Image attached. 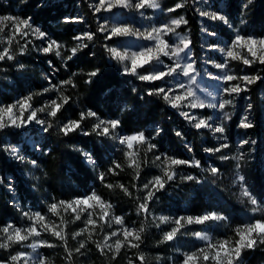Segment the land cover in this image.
I'll return each mask as SVG.
<instances>
[{
	"label": "trees",
	"instance_id": "obj_1",
	"mask_svg": "<svg viewBox=\"0 0 264 264\" xmlns=\"http://www.w3.org/2000/svg\"><path fill=\"white\" fill-rule=\"evenodd\" d=\"M183 2L184 7L179 8L174 14H183L187 24H183L182 31L189 32L191 46L195 58L200 61L203 47V31L200 18L195 5V0H167L165 6L173 7ZM246 0H226L227 14L234 21L242 15L241 5ZM15 16L31 18L35 26L46 31L50 38L57 40L71 48L77 43L73 36L83 32H94L102 23L98 15L90 5L89 0H0V16ZM245 24L256 35L264 34V0H253L250 7L243 12ZM79 18L82 23L73 22ZM69 22H65V21ZM212 31H216L222 39H230L232 30L224 25L213 27L207 25ZM33 40L32 49L35 45L43 46L44 43L30 37ZM211 41H215L212 37ZM89 47L79 51L76 57L66 63L52 55H44L35 50L29 51L23 56L17 57V61L0 62V104H12L18 97L42 92L49 87V80L54 84L68 79L72 73L77 87L66 86L65 94L71 97L68 105L64 106L59 114L60 120L77 119L81 110L92 109L97 111L103 119H120L122 134H132L143 131L149 136L150 142L156 145L152 152H145L146 146H138V155L141 159L139 178H136L134 168L127 167L126 158L118 141L107 140L95 135L84 137L72 133L68 137L56 134L55 129L41 133L38 127L30 130L40 137L39 149H33L25 139V131L6 129L0 132V147L20 145L23 149L25 161L19 162L6 152L0 151V226L12 223L20 227H26L31 220L24 213H41L55 216L60 223L61 217L72 221L75 214L70 210L65 212L59 209L58 215L48 211L51 203L59 201H71L83 197L90 191L97 192L104 200L113 205L115 215L121 216L128 224H135L137 228H144L142 242L139 248L125 246L115 259L111 255H102L96 248L94 241H100L103 231L94 233L88 241L89 249L86 254L79 257L75 254L74 264H129L128 251L133 254L135 264H140L137 255L142 253L146 264H171L176 252V243L170 241L160 243L166 228V223L156 221L151 214H181L185 217L201 215L207 212H221L227 218L224 220L218 233L221 236L236 238L234 229L243 222H251L258 218L257 214H250L239 204L234 202L230 195L228 179L235 173L238 161L221 160L219 157L227 155L236 156L234 128L227 131L228 139H219L209 129L196 130L183 119L178 109H173L157 96H148L147 89L156 86L166 87V83L157 81L155 84H147L132 76L122 74V66L115 61L109 60L104 50L105 45H115L112 41H106L103 34L96 33L93 41H85ZM64 56L70 53L62 49ZM23 64L24 67L19 65ZM99 68L100 76L93 78L94 83L87 84L88 72ZM264 66L258 63L247 67V73L255 75L259 73L264 77ZM241 65H237V74L241 75ZM47 74L48 76H45ZM49 78V79H46ZM135 89V91H133ZM248 97L251 106L255 110L256 118L261 121L264 117V79L249 86L244 93ZM56 93H46L34 96L31 103L34 107L41 106L45 101L55 98ZM126 105V107H125ZM242 107V105H240ZM201 113L210 115L207 110ZM43 116V115H42ZM44 117V116H43ZM236 122V117H234ZM91 119L85 120L84 125L91 131ZM154 129H162V134L156 135ZM255 135L261 137L264 128L257 124L254 129ZM180 131L183 135H175ZM227 143L229 147L222 152L207 153L204 148L220 146ZM188 145L192 151L185 147ZM79 147L85 151H91L97 159L95 167L87 164L83 156L74 150ZM155 155H169L180 159L195 158L201 162V168H189L179 166L176 168L177 176L174 181L168 182L165 189L156 192L155 197L149 203V213H138V204L146 195L143 185L155 176L162 175L158 167L151 166ZM36 161L32 165L30 161ZM147 160L148 164L143 161ZM124 165L123 170L117 169L118 175L108 173L112 162ZM216 167L219 173L213 176L210 168ZM32 172V176L27 175ZM101 173L105 174V180L99 179ZM192 175L199 181H185L182 178ZM8 177L14 179V193L7 187ZM246 178L251 185L256 197H264V171L261 166L248 171ZM105 184L114 187L107 188ZM119 185L128 189L131 195L126 194ZM37 224V223H36ZM159 224V227L155 225ZM29 225V224H28ZM83 220H76L61 225L67 234L68 247L75 248V240L71 238L73 232H77L83 226ZM49 242L56 245L60 252L55 258L59 264H69L65 260L66 252L63 242L54 237L50 231L43 230L38 226ZM185 237L181 238V241ZM187 240H191L190 238ZM188 242V244H191ZM23 244H13L8 249L0 248V260H7L10 254L14 255L23 250ZM68 258V257H67ZM244 260L247 264H262L264 262V245L253 250L246 251ZM72 263V264H73Z\"/></svg>",
	"mask_w": 264,
	"mask_h": 264
},
{
	"label": "snow or ice",
	"instance_id": "obj_2",
	"mask_svg": "<svg viewBox=\"0 0 264 264\" xmlns=\"http://www.w3.org/2000/svg\"><path fill=\"white\" fill-rule=\"evenodd\" d=\"M253 0H246L241 5L242 16ZM94 11L97 13L106 12L112 13L113 9H128L131 11L140 12L144 14L146 9L160 10L161 4L159 0H98L97 3L92 5ZM184 7L182 3H177L173 7L167 9L168 12H175L177 9ZM202 16H206L212 21H220L222 24L227 25L229 28L236 31V34L230 38L229 44L226 48H220L219 51L223 53L226 61H240L243 65L251 67L253 64L258 63L264 66V35L250 36L248 34H240L238 30L234 29V25L231 23L225 15L218 14L216 12L202 11ZM7 22H11L10 24ZM69 22V21H65ZM82 23L79 18L75 21ZM245 21L242 19L241 23ZM181 24H187V21L183 16L178 19H172L169 24H165L160 27H151L149 29L141 31L131 24H119L109 26L107 24H99L94 32H83L81 35L73 36V40L77 41L74 46L66 49L65 45L59 43L57 40L49 37L48 33L39 27L35 26L31 21V18H20L13 16H0V62L4 61H17V57L27 54L31 50H35L44 55L54 54L56 57L61 58L65 63L73 60L77 53L84 48L89 47V44L85 41H93L96 37V33L103 34V38L106 41L128 39L135 37L140 40L147 41L144 46L134 50H122L111 45H105L104 50L108 54L109 60L115 61L118 65L122 66V74L125 76L135 77L137 80L145 82L147 84H155L157 81L164 83L168 82V78L176 79L180 76L192 79L194 81L193 74L196 72L194 63L192 62L191 53V41L186 37H180L179 43H173L171 40H166L164 37L169 33H174L176 28H179ZM9 29L6 31L5 29ZM216 33L210 32L209 35H215ZM30 36H34L36 40L46 42V46L41 47L35 45L32 49L29 48L33 45V40ZM23 41V42H21ZM15 45V47H13ZM62 49L69 52V55L64 56ZM238 49H246V55H242ZM251 57V58H249ZM163 58H167L171 63H165ZM21 68L23 64L19 65ZM147 66V67H146ZM217 69H228V63H217L214 65ZM264 71V69H261ZM76 73H72L71 76L61 81L59 84H54L49 80V87L43 89L42 92H36L24 96L22 99H18L15 103L0 106V132L6 129H22L27 128L30 124L35 123L40 125L45 132L49 129H55L56 134L68 137L72 133H77L84 137L95 135L107 140L118 141V143L124 148L122 149L123 155L126 158L127 167L134 168L136 178H139V171L141 168V159L139 158L137 149L136 152L131 151L134 143L140 146H146L145 152H152L156 145L150 142L149 136H146L143 131H137L132 134H121L119 131L122 127V121L120 119H103L97 111L88 109L86 111L81 110L78 113L77 119H68L66 122L60 120L59 114L65 105H68L71 97L65 94V87L71 86L77 87L72 77ZM88 79L85 81L87 84L94 83V79L100 76V69L96 68L86 74ZM46 79H48L46 77ZM226 84H230V87L224 89L225 93L229 96L235 94L239 95L241 92L249 90V86L255 84L257 81L264 79L259 73L255 75H238L227 74L222 77ZM236 81L237 83H231ZM135 91V89H133ZM148 96H157L161 98L167 105L173 109H178L180 115L186 120L191 127L196 130L205 128L211 129L214 133H224V126H213L210 123L211 117H199L194 114L193 111H185L184 109L197 110L205 107H218L223 110L226 105L231 104V100H224L223 102L216 104L206 105L202 100L197 97L196 93L187 88L183 83H179V88L166 89L163 86H156L148 88ZM56 93L55 98H51L45 101L41 106L34 107L31 101L36 95H43L46 93ZM126 107V105H125ZM43 115L45 118H41ZM230 115L225 113L224 119H230ZM91 119L93 124L91 125V131L87 130V126L84 125L85 120ZM242 129H250L254 125L249 121L247 116L241 120L238 125ZM156 135L162 134V129H154ZM176 136L181 137L183 134L180 131L175 133ZM243 143H248L247 140ZM188 151H192L191 147L185 145ZM229 145L227 143L220 146H213L204 148L207 153L222 152L223 149H227ZM74 150L79 152L84 161L95 167L97 165L96 156L91 151H85L79 147L74 146ZM0 151L6 152L9 156L13 157L19 162H24L25 157L20 154V151L15 146L0 147ZM221 160H236L242 161L244 159L243 154H238L234 157L227 155H221ZM33 165H36V161H30ZM144 164H148L147 160L143 161ZM38 166V165H36ZM151 166L158 167L162 175L155 176L152 180L143 185V189L146 191V195L142 197V202L138 204V213L148 214L149 203L155 197L156 192L165 189V185L168 182L174 181L177 172L176 168L179 166H187L189 168H201V162L195 158L180 159L169 155H155L154 160L151 162ZM124 165L120 163L112 162V166L109 167L108 173L112 175H118L117 169L123 170ZM239 168V164H237ZM210 172L213 176L219 173V169L216 167L210 168ZM99 179L103 182L105 180V174L101 173ZM185 181L198 180L192 175H187L182 178ZM238 182L241 186L240 195L245 198L246 202L252 206V212L261 211L264 212V204H262L246 186V179L243 175H238ZM105 187L112 188L114 185L105 184ZM119 187L128 195V189L123 185ZM245 202V201H242ZM95 206H99L101 213L98 217L103 223L100 224V229L103 231L104 226L111 228L112 223L120 225L119 232L112 231L105 233L102 240L94 241L97 250L102 255L111 253V258L115 259V256L119 254L122 247L139 248L142 242V233L144 228L134 229L124 225L122 217L116 216L111 212L113 205L105 200L95 191H90L89 194L75 198L71 201H59L51 203L48 206V211L53 215H58V210L63 208L65 212L69 209L75 216L72 221L65 220L63 217L60 219V224L46 223L42 224L43 230L50 231L51 234L58 240L63 242L65 252L68 258H71L74 253L83 254L81 250L86 249V241L79 242L75 248L68 247L67 234L64 233V229L61 225H65L69 222H75L81 220V215L87 212L88 209H92ZM83 206V207H81ZM29 220L33 223L27 228L14 227L11 224L0 226V248L8 249L13 244H22L29 240L30 237H38L40 232L37 231L36 223L45 221V215L41 213H24ZM93 213L88 212L84 219L85 227L79 232H73L71 238L75 240L85 232H89L88 226H96V220L93 218ZM107 219L106 218H109ZM160 223H172L175 226L170 231H166L160 241V243H167L174 240L177 234L181 233V229L186 225L191 224H205L209 222L224 221L227 218L217 212H205L199 216H180L178 218L170 219L167 216H161L158 218ZM183 222V223H182ZM159 227V224L155 225ZM234 235L239 239L233 237H226L224 239L213 241L208 235H202L201 233H195V236L205 242L204 247L198 248L196 251L183 253V260L180 264H207L210 260L212 264H244L243 252L245 250L255 249L260 245H264V218L255 219L247 224L238 226L234 229ZM123 237L121 239L120 237ZM115 237L113 243H109V240ZM92 239V233L89 232L87 240ZM31 247L33 251L37 247H55L56 245L50 244L46 241H40L39 243H31L27 245ZM24 259V264H29L31 260L32 264H45V259H32L24 258L23 253L10 254L7 260H0V264H17L18 261ZM137 259L140 264H146L145 257L142 253L137 255ZM69 264H72L69 259ZM132 264V261H129Z\"/></svg>",
	"mask_w": 264,
	"mask_h": 264
},
{
	"label": "rangeland",
	"instance_id": "obj_3",
	"mask_svg": "<svg viewBox=\"0 0 264 264\" xmlns=\"http://www.w3.org/2000/svg\"><path fill=\"white\" fill-rule=\"evenodd\" d=\"M89 1H90L91 7H92V5H94L95 3L98 2V0H89ZM166 1L167 0H159V2L161 4L160 10L146 9V10H144L143 15H141L140 12L131 11L128 9H113L112 13H106V12H100V13L96 12V13L98 15H100V19L102 21L101 24H107L109 26L119 25V24H131V25L135 26L136 28L140 29L141 31L149 29L151 27H160V26H163L165 24H169L172 19H174V18L178 19L181 16H183L185 19V16L183 14L177 15V14H174V12H168L167 9L169 7L165 6ZM195 1H196L195 5H196L197 11H198L199 18H200L199 19L200 24L202 25V31H203V35H204L203 40H202L203 53H202L200 61H198L195 58L194 53H193V49L191 46L192 62L194 63V66L196 68V72L193 74L195 82H193L192 79H189V78H186L183 76H180L176 79L168 78V82L166 83L165 88L166 89H169V88H177L178 89L179 83H183V85L185 86V90L187 88H191L196 93L197 97H199V99L202 100L206 105H209V104L219 105V103L223 102L224 100H231L232 101V103L226 105L223 110H220L218 107H216V108L205 107L203 109H197V110H190V109H184V110L185 111H193L194 114H196L199 117H211L212 119L210 120V123L213 126H224L225 127L224 133H214L211 129L206 128V129H209L215 135V137H217L219 139L223 138V139L227 140L228 139V137H226L227 131L230 130L231 127L234 128L235 143L237 145V148L235 150V154L238 155V154L242 153L244 156V159L242 161H238L239 168H237V166H236V169H235L236 172L233 173L232 176H230V178L228 179L227 184L229 185V188H230V195H231L232 199L234 200V202H236L241 207H243L244 210L249 211L250 214H257L258 215L257 219H262V218H264V212H261V211H257L255 213L252 212V206L250 204H248L246 202L245 198H243L240 195L241 186H240V183L238 182V175H243L245 177L246 186L249 188L250 191H252L251 185H250V187L248 185L250 183V181H248L246 178L248 171L251 169L254 170V168H256L257 166H261L262 170L264 171V132H263L261 137H258L257 135H255V132H254L255 130H251V129H254L257 124L262 125L264 128V117H262L261 121H258V119L256 118L254 108L251 106L248 97H246L244 95L245 92H241L239 95L233 94V95L229 96L224 91V89L226 87L231 86L230 84H226L222 79V77L225 75V73L237 74V72H236L237 65H241V71H240L241 75L248 74L246 72L248 66L243 65L240 61H230L229 62V61H226L224 59L223 53H221L219 51V49L220 48H226L229 44L230 39L229 40L228 39H222L221 36H219V34L216 31L210 30L207 26V25H209V27L210 26L217 27V26L224 25V24H222V22H220V21H212V20L208 19L206 16H202L200 13L202 11L216 12L218 14L225 15L228 19H230L228 14H227L226 0H195ZM179 3L183 4V2H179ZM9 16H11V15H9ZM13 17H15V16H13ZM237 18H238V20H234V21H232L230 19L231 23L234 25L235 30H238L240 34L246 33L250 36H258L251 29H248L245 22L241 23L242 19L245 21L244 15L243 16L239 15ZM7 23L10 24L11 22H7ZM182 25L183 24H181L179 28H176L174 33H169L168 36H165L164 38L166 40H171L173 43H179L180 37H186L188 40L191 41L189 32L181 30ZM224 26L228 27L227 25H224ZM5 30L8 31L9 29L6 28ZM231 30H232V37H233L236 34V31H234L233 29H231ZM210 32H214L216 34L215 35H209ZM32 37H34V36H32ZM210 37L211 38L213 37L215 39V41H211L209 39ZM21 42H23V41H21ZM43 43H44V45L42 47L46 46V42H43ZM147 43H148L147 41L132 37V38H128V39L117 40V43L115 45H113V47H117L118 49H122V50L134 51V50L144 46ZM13 47H15V45H13ZM238 51H240L242 55L247 54L246 49H238ZM249 58H251V57H249ZM163 59L165 60V63H171V61H168L167 58H163ZM217 63H228V69H223V70L217 69L214 66ZM45 76H48V75L45 74ZM231 83H237V82L234 81ZM22 98L23 97H18L13 103H15L18 99H22ZM240 105H242V107H240ZM0 106H5V104H0ZM203 110L209 111L210 115L207 116L206 114L201 113V111H203ZM225 113L229 114L231 118L230 119H224ZM263 115H264V112H263ZM244 116H247L249 121L252 122V124L254 125L252 128L242 129L238 126L239 123L241 122V120L244 118ZM234 117H236V122H234V120H233ZM41 118H45V117H43L41 115ZM31 127H38L41 129V133H44L43 128L40 125H37L35 123L30 124L27 128H22V129H17V130L25 131L26 141L28 143H30V145L32 146L33 149H39L38 141L40 140V137L36 136V134L32 133L30 130H27ZM245 140H247L248 143H246V144L243 143V141H245ZM12 146L17 147L20 151V154L24 156V153L22 152L23 149L21 148L20 145H12ZM138 146L139 145L134 143L133 149L131 151L136 152ZM30 174L32 176L33 173L27 172L28 176H30ZM0 179H1V176H0ZM13 185H14V179L12 177H8L7 187L11 190V192L14 193L13 195L15 197V200L18 203L15 190L13 189ZM252 193L256 197V195L253 191H252ZM256 198L262 204H264V197H261V199H259L258 197H256ZM242 201H245V202H242ZM81 207H83V206H81ZM88 212L93 213L92 218L94 220H96V222H97L95 227L88 226L89 232L92 233V238H93L94 233H99L101 231L100 224L103 222L98 219V217L101 213V209L99 206L94 205V207L92 209H88L87 212H85L81 215V219L83 221H84L85 217L87 216ZM111 212L114 213L113 208L111 209ZM217 213L224 216V214H222L221 212L217 211ZM43 215H45V217H46L45 221L37 222V224H36L37 231L40 232V235L38 237H30L28 241L24 242V244H23L24 249L19 251V253H23L25 259H28V258H32V259L44 258L45 264H59L55 258L56 253L60 252L57 248H54V247H37V249L35 251H33V249L31 247L27 246L28 244L39 243L40 241H46L50 244H53V243L48 241V239L45 237V235H43L41 229L38 226L42 225V224H46V223H54L57 225H59L60 223L58 222V220L55 216H49L47 214H43ZM161 216H167L170 219H174V218H178V217L183 216V215H181V214H176V215H170V214H156L155 215V214H151V217H153L156 221H159L158 218ZM193 216L195 217V216H199V215H193ZM119 217H121V216H119ZM110 218L111 217L106 218V220L110 219ZM222 222L223 221L209 222V223H205V224H195L194 223V224L186 225L185 227H183L181 229V233H183V234L178 233L176 238L174 240H172L177 245L175 250L178 254L173 257L171 264H180V261L183 260V255H182L183 253L196 251L198 248L205 246V242L198 239L195 236V233H197V232L201 233L202 235H205V234L208 235L213 241L224 239V238L228 237L226 235L221 236L218 233V231H221L220 228L222 227V225H221ZM32 223H33V221L31 220V222L28 223L29 225L27 224L26 227H20L17 225H13L12 223H9V224L13 225L14 227H18V228L23 229V228H27V227L31 226ZM247 223H249V222H243V224H247ZM83 224H84V222H83ZM243 224H239V225L242 226ZM124 225L138 230L137 225H135V224H128L124 221ZM166 225H168V228H166L165 232L170 231L172 229V227L175 226L172 223H166ZM84 227H85V224L82 226V228H84ZM82 228H80L77 232H79ZM120 229H121V226L116 225L113 222L111 228L107 227V225L104 226V234L110 233L112 231L119 232ZM89 232H85L81 236H79L75 239V243H76L75 246L76 247L78 246L79 242L86 241V249H89L88 241H90V240H87ZM182 237H185L184 238L185 241L180 242ZM120 238L123 239L122 236ZM189 238L191 240H187ZM115 239L116 238L113 237L112 240H109V243L110 244L113 243V241ZM234 239H239V237H236ZM178 240H180V241H178ZM191 241H192V243L188 244V242H191ZM124 248L125 247H122L121 250ZM86 249L81 250V252L83 254H86L87 253ZM121 250L119 253H121ZM251 250H253V249H251ZM246 251H248V250H245L242 254L243 258H244V255L246 254ZM75 254H77V253H74L71 258H67L65 256V260L67 261V263H69V259H71L72 263L75 261ZM83 254H78V256L82 257ZM108 254L112 255L111 253H108ZM133 259H134L133 254L128 251V254H127L128 263L131 260L132 264H135V261ZM17 264H24V259L18 261ZM29 264H32L31 260H29ZM207 264H212V261L210 260L209 262H207ZM244 264H247L245 260H244ZM262 264H264V262Z\"/></svg>",
	"mask_w": 264,
	"mask_h": 264
}]
</instances>
